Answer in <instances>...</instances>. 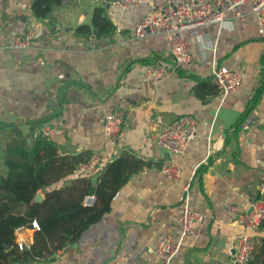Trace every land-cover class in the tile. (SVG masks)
<instances>
[{"label": "crops", "instance_id": "0c3cea01", "mask_svg": "<svg viewBox=\"0 0 264 264\" xmlns=\"http://www.w3.org/2000/svg\"><path fill=\"white\" fill-rule=\"evenodd\" d=\"M31 2L0 0V167L7 141L29 139L44 127L53 129L50 139L60 155H99L101 168L88 174L92 185L104 165L122 155L148 162L128 176L109 211L77 242L49 262L34 264H157L159 236L179 232L178 201L188 180L189 204L203 215V224L171 264H232L231 240L242 227L230 208L248 212L264 185V25L249 5L238 7L241 20L204 27L203 40H192V61L172 71L164 34H133L147 3L121 9L111 0H62L38 19ZM101 5L116 30L95 37L92 45V34L75 30L90 24ZM30 25L37 29L32 45L11 48ZM214 64L241 73L237 91L220 92L210 76ZM152 65H166L170 72L153 81L147 75ZM208 78L216 92H205L209 85L195 89ZM117 109H124L127 125L112 146L103 132L104 116ZM247 110L256 111V121L242 130ZM182 114L197 119L198 135L177 157L181 177L173 180L160 171L167 153L153 137L159 125ZM37 192L43 200L44 191ZM249 233L259 246L264 228ZM33 235L24 226L15 232L16 242L29 246Z\"/></svg>", "mask_w": 264, "mask_h": 264}, {"label": "trees", "instance_id": "16d2710c", "mask_svg": "<svg viewBox=\"0 0 264 264\" xmlns=\"http://www.w3.org/2000/svg\"><path fill=\"white\" fill-rule=\"evenodd\" d=\"M61 1L32 0L31 12L36 18L45 19ZM115 30L106 7L101 5L93 10L90 24L76 27L75 32L100 38ZM209 80H200L195 89L209 85L205 92H216ZM249 111L243 113L240 122ZM4 151L3 168L0 167V264L52 260L58 250L77 242L97 223L109 211L112 197L128 176L148 164L134 156L122 155L105 164L92 185L90 175L75 172L91 152L60 155L55 141L40 133L34 138L10 139ZM38 190L44 191V198L34 202ZM89 193H93L95 201L92 205H84V197ZM258 198L264 199V194ZM33 220L38 223L39 230L34 231L29 246L19 249L15 230ZM260 227L264 228V218ZM249 264H264V239Z\"/></svg>", "mask_w": 264, "mask_h": 264}, {"label": "built area", "instance_id": "2783aa9c", "mask_svg": "<svg viewBox=\"0 0 264 264\" xmlns=\"http://www.w3.org/2000/svg\"><path fill=\"white\" fill-rule=\"evenodd\" d=\"M115 6L125 9L142 3H147L148 10L139 18L134 26L133 34L143 37L147 34H164L170 67L172 71L180 69L192 61V40L202 41L203 29L209 25L226 23L231 18L241 20L244 14L238 9L242 4H248L259 25H264V0H111ZM36 26L30 25L22 34L17 35L9 46L15 49H26L32 45L36 35ZM95 36L89 37V43L94 44ZM209 46L208 43H205ZM169 69L166 65H152L147 67V75L153 80L163 79ZM210 76L223 95L237 91L242 83V76L234 68L221 64L211 67ZM257 113L251 110L241 124L246 130L256 121ZM156 121L162 123V116L157 115ZM124 109H117L104 116L103 132L110 144H119V138L126 127ZM51 127L35 130L33 137L39 133L47 138L52 135ZM198 135V121L189 114H182L172 118L168 123L159 125L154 135L156 144L167 153L160 166L161 173L168 179L178 180L181 169L177 161L188 146ZM102 166V160L97 153H91L89 158L80 163L75 172L77 174H91ZM190 181L185 184V192L179 198L177 235L161 234L154 246L157 264H171L180 249L192 239L203 224V215L189 204L188 188ZM264 194V185L259 189V195ZM113 197H116V193ZM95 201L93 193L84 197V205H92ZM235 221L242 227V232L233 236L231 240L232 264H249L254 260L258 247V239L249 232L257 229L264 218V199L255 197L250 201L248 212H238L235 207L230 208ZM31 228L39 230L38 223L33 220ZM21 226L15 230H22ZM18 248L23 249L25 243L17 241Z\"/></svg>", "mask_w": 264, "mask_h": 264}, {"label": "water", "instance_id": "95a60500", "mask_svg": "<svg viewBox=\"0 0 264 264\" xmlns=\"http://www.w3.org/2000/svg\"><path fill=\"white\" fill-rule=\"evenodd\" d=\"M106 5V4H105ZM168 156V155H167ZM34 202H39L42 201V195L39 192H36L34 197H33ZM28 228H31V224L27 225Z\"/></svg>", "mask_w": 264, "mask_h": 264}]
</instances>
